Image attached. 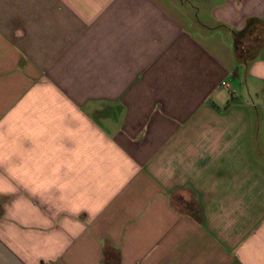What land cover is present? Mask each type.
Here are the masks:
<instances>
[{
  "label": "crops",
  "instance_id": "1",
  "mask_svg": "<svg viewBox=\"0 0 264 264\" xmlns=\"http://www.w3.org/2000/svg\"><path fill=\"white\" fill-rule=\"evenodd\" d=\"M0 264H264V0H0Z\"/></svg>",
  "mask_w": 264,
  "mask_h": 264
},
{
  "label": "trees",
  "instance_id": "2",
  "mask_svg": "<svg viewBox=\"0 0 264 264\" xmlns=\"http://www.w3.org/2000/svg\"><path fill=\"white\" fill-rule=\"evenodd\" d=\"M242 43H243V41L241 40V42H239L236 45V47H235V53H236L237 57H239V58H246L247 54H249L250 49L249 48L248 49L243 48L242 47ZM247 58H248V56H247Z\"/></svg>",
  "mask_w": 264,
  "mask_h": 264
},
{
  "label": "water",
  "instance_id": "3",
  "mask_svg": "<svg viewBox=\"0 0 264 264\" xmlns=\"http://www.w3.org/2000/svg\"><path fill=\"white\" fill-rule=\"evenodd\" d=\"M253 20H251L247 25H246V27L243 29V30H241L238 34H237V36L239 37V38H242L245 34H246V32L248 31V29L250 28V26H251V24H253Z\"/></svg>",
  "mask_w": 264,
  "mask_h": 264
},
{
  "label": "built area",
  "instance_id": "4",
  "mask_svg": "<svg viewBox=\"0 0 264 264\" xmlns=\"http://www.w3.org/2000/svg\"><path fill=\"white\" fill-rule=\"evenodd\" d=\"M222 84H223V85H226V82H223Z\"/></svg>",
  "mask_w": 264,
  "mask_h": 264
}]
</instances>
